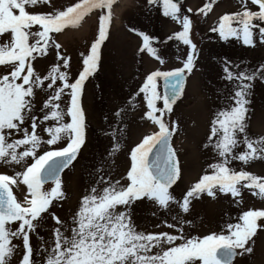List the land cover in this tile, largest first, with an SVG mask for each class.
<instances>
[{
	"label": "snow or ice",
	"instance_id": "obj_1",
	"mask_svg": "<svg viewBox=\"0 0 264 264\" xmlns=\"http://www.w3.org/2000/svg\"><path fill=\"white\" fill-rule=\"evenodd\" d=\"M147 2L161 4L163 15L182 25V31L167 40L187 46L186 58L181 67L166 70V61L154 46L160 42L131 29L143 41L139 51L147 52L161 66L146 75L137 93L143 94L146 119L158 131L146 134L131 150L126 182L111 180V168L101 167L90 192L65 220L52 209L54 202L66 199L62 173L76 161L86 143L84 86L99 68L116 0H78L63 10H56L52 0H0V66H4L0 73V164L15 170L11 176L0 174V264H12L18 252L19 264H234L237 255L251 253L252 248L246 245L257 232V222L264 221V210L243 211L238 222H228L224 231L202 238L186 234L185 225L191 222L183 216L190 212L192 200L204 194L213 199L221 193L230 195L240 204L243 190L247 189L264 199V178L231 166L234 161L247 165L264 159V138H252L247 131L248 96L257 79L264 82V64L242 67L225 58L221 79L231 89H224L223 105L210 121L204 144L216 162L208 166L211 174H204L182 199H177L171 191L181 175L177 151L172 146L177 127H169L164 117L172 113L173 105L183 95L187 76L196 67L198 49L191 38L192 20L182 16L179 3ZM250 2L258 6V11L250 9L248 0H240L242 10L224 14L211 31L224 41L235 38L248 47H255L257 39L264 44V0ZM44 5L53 11L36 10ZM212 7L210 2L199 13L206 16ZM98 9H107V14L97 13V35L88 53H81L83 69L73 81L68 71L71 57L61 53V44L53 34L80 27ZM53 49L54 63L46 75H41L33 62L47 57ZM161 81L163 92L159 91ZM41 93L44 99L38 108ZM159 101L162 107L157 106ZM124 112L121 108L114 115L122 119ZM119 131L117 127L111 133L115 138L110 149L113 164L115 153L120 151ZM241 145L245 150L237 152ZM49 183L53 185L50 190L45 188ZM21 185L26 186L27 195L18 201L13 186L23 192ZM146 201L167 212L173 205L179 209L172 216L174 222H165L172 233L139 230L132 218V206L141 207ZM49 217L54 227L52 237L45 239L36 229ZM33 234L41 241L39 248L34 249L31 243ZM15 240L20 244H14Z\"/></svg>",
	"mask_w": 264,
	"mask_h": 264
},
{
	"label": "rangeland",
	"instance_id": "obj_2",
	"mask_svg": "<svg viewBox=\"0 0 264 264\" xmlns=\"http://www.w3.org/2000/svg\"><path fill=\"white\" fill-rule=\"evenodd\" d=\"M134 1V5L127 6L123 10L121 25L115 27L114 18H112L109 37L101 49L99 68L85 82L82 106L86 114V143L81 148L76 161L61 176L66 199L59 203L54 202L56 206L52 209L65 220L76 212L82 197L88 194L94 185L93 182L86 179V176L83 179V165L84 163L87 165L86 175L87 178H90L88 177V171L93 168L97 169V163L94 161L95 154H92L94 148L88 150L89 140L91 138V145L101 123L100 111L98 106H96L97 98L100 99L101 97L103 106L101 112L105 109L110 111L112 115L108 117V124H110L113 122L112 120L117 110L124 106L121 107V103L118 101L119 98L112 95V91H109L108 88L114 85L112 88L114 90L116 86H120L121 92L122 84L130 83L132 86V91L126 93L124 91L123 97L128 96L129 98L130 95H134L132 103L135 104V107H131L132 111L130 112V115L133 116H130L129 122L131 124L125 127L126 135H122L120 151L114 155V160L120 161L121 165L111 171V180L121 179L122 183L126 182L124 177L130 167L131 150L142 141L146 134L158 131V127L146 119L147 105L143 100V94L137 95V93L145 81L146 75L161 66L147 52L141 53L139 51L143 46V41L131 29L147 34L160 42L154 44V46L159 49V54L165 59L166 63L163 67L166 70L181 67L182 61L186 58L187 46L179 44L175 40H167L169 36L182 31V25L173 21L170 17H165L162 5L159 3L150 5L147 0ZM224 1L226 0H182L179 3L182 16L187 15L192 20L191 38L197 45L198 59L192 74L187 76L183 95L173 105L172 113L170 115L166 113L164 117L169 127L173 124L177 127L172 137V146L177 151L181 175L171 189L177 199H182L190 187L195 182H198L204 174H211L208 166L210 163L216 162L214 154L210 149L204 148V144L207 143L210 121L214 118L215 112L222 107L223 103L220 100H222V95L225 94L224 90L216 92L214 85L215 83L229 84L221 79L225 58H227V61L240 63L242 67L245 65L257 67L264 64V44H260L258 39L255 47H248L235 38L224 41L217 32L211 31L214 26H218L219 19L224 14H232L242 10L241 6L224 5ZM239 1L234 0L233 2L237 4ZM52 2L55 4L56 10H63L66 6H71L78 0H52ZM117 2L118 0L113 4V9ZM210 2L213 4L212 10L206 16L203 13H199V9L204 8ZM248 4L251 10L258 11V6L251 5L250 0H248ZM189 8L192 11H188ZM36 10L49 13L53 11V8L49 5H44ZM29 11L34 10L29 9ZM100 12L107 14V9H98L95 13L86 17L81 24V26L83 24L86 25L83 28L81 26L78 28H67L62 33L53 34L57 42L61 44V53L71 57L68 71L73 81L83 69V56L81 53H88L90 45L97 35V13ZM124 25H126V28L123 27ZM164 41H167V43H164ZM30 42H34V40L30 38ZM54 52L55 50L53 49L52 53L47 57L38 58L37 61L33 62L36 71L41 75H46L54 63ZM178 56L180 59H177ZM3 71L4 66H0V73H3ZM128 76L131 77V81L127 80ZM221 88L223 89L224 87L221 86ZM159 91L161 92L160 88ZM103 93L105 95H102ZM97 94H100V96L97 97ZM43 99L44 94H39L37 97L38 108ZM248 99L250 101L247 105L249 109L247 113L248 134L252 138H264V82L260 79L254 82V87L251 89ZM157 106L162 107L163 102L159 101ZM139 113H141V117L138 119L139 123H137L136 114ZM38 115L42 117V113H38ZM132 122L135 124H132ZM103 125L107 124L103 122ZM103 145L106 155L100 152L97 160L100 165L105 164L102 166L103 168L108 169V164L113 160L110 149L114 146V142L108 139ZM202 147L203 150L200 149ZM244 150V146L241 145L237 152ZM231 166L237 171L244 170L264 178V159L252 160L247 165L234 161ZM14 171V169L0 164V174L11 176ZM108 178V174L105 173V179ZM100 186L103 187L104 185L101 184ZM51 187H53L52 184L45 185L46 189L50 190ZM21 188L24 189L23 192L13 186V193L17 196L18 201H22L23 196L27 195L26 186L21 185ZM201 197H204L203 200L205 202L203 205L197 203L200 201L198 199L192 200L190 212L183 216V219L187 221L193 222L197 220L199 222V224L194 226L192 223L185 225V232L189 236L202 238L207 234L220 233L224 231L226 223L238 222L237 217L243 211L264 210V199L259 196H253L251 191L247 189L243 190L242 203L240 204L235 203L230 195L226 196L222 193L218 194L215 199L208 197L206 194ZM176 211H179V209L175 205L172 206L171 212H167L146 201L141 207L132 206V218L139 230L145 233H172L173 230L167 228L165 222H174L172 216L175 215ZM203 220H206V222H202ZM257 223V232L246 245V247L252 248L251 253L244 252L243 255H237L234 264H264V221H258ZM53 227V221L49 217L37 227L36 232L39 233V236L50 239ZM13 243L20 244V241L15 240ZM31 243L34 249L39 248L41 245V241L34 234L31 236ZM237 251L241 252L242 250L238 249ZM19 260L20 254L18 252L13 257L12 264H19Z\"/></svg>",
	"mask_w": 264,
	"mask_h": 264
},
{
	"label": "bare ground",
	"instance_id": "obj_3",
	"mask_svg": "<svg viewBox=\"0 0 264 264\" xmlns=\"http://www.w3.org/2000/svg\"><path fill=\"white\" fill-rule=\"evenodd\" d=\"M234 0H226L223 2L224 5H228V6H231V5H237V6H241L242 5L240 4V1L235 4V2H233ZM135 4V1L134 0H118L117 2V5L115 6V8L112 10V17L114 18V26L115 27H118L119 25L122 24V12L123 10L127 7V6H130V5H134ZM88 23V21H87ZM86 25L83 24L81 27H85ZM123 27L126 28V25H124ZM121 45V43H120ZM137 57V55H135ZM134 56V57H135ZM254 57H255V54H254ZM127 80L131 81V77L128 76ZM225 83V82H224ZM226 85H222V84H217L215 83L214 85V90L217 92V91H221V90H224L225 87H227L229 90L231 89V86L227 83H225ZM224 87L223 89L221 88ZM114 87V85L111 87V88H108L109 91H112V95H115L118 99V101L121 103V107H123V109H125V112L122 114V119L121 118H118L114 117V119L112 120L113 122L108 124L109 120H108V117L112 116L110 114V111L109 110H103L101 112V108H103L102 106V103H101V97L100 99L97 98V105L98 106V110L100 111V117H101V123H100V126L98 128V130L96 131V135L94 136V140L92 141V144L90 145L91 143V138L89 140V143H88V150H92V148H94V150L92 151V154H95L94 156V161L95 163H97V169L95 170L94 168L89 172L88 174V177L90 178H87V175H86V168H87V165H83V171H84V177L83 179H85V176H86V179H88L89 181L93 182V184L96 183L97 179H98V173H99V170L100 168L105 165V164H102L100 165L98 163V160H97V156L99 155L100 152L105 153V149H104V145L106 143V141L108 139H110L112 142L115 143V138L112 136V132L113 131H116L117 130V127H119L120 131L117 133V135L119 136V139L121 141L122 139V135H126V132H125V127L127 125H130L131 122H129L130 120V116H133V115H130V112L132 111L131 107L133 105L132 103V100L134 99V95H130L129 98L128 96L127 97H123V92L125 91L126 92H131L132 90V86L129 84H122L121 86V92H120V86H116L114 90H112V88ZM102 89V88H101ZM100 89V90H101ZM103 90V89H102ZM102 95H105V93H103ZM224 95H222V100H220V102L223 103V98H224ZM100 96V94H97V97ZM106 97V96H105ZM128 98V99H127ZM100 100V101H99ZM98 111V112H99ZM137 115V123H139L138 119H140L141 117V113L139 114H136ZM103 122L106 123L107 125H103ZM132 124H135L132 122ZM203 143V142H202ZM202 146V145H201ZM111 147V146H110ZM203 150V147L200 148ZM107 157V156H106ZM121 165V162L118 161V160H115V163L113 164L112 163V160H111V163L108 164V168H111V171L115 168H118L120 167ZM106 173V172H105ZM104 173V175H105ZM82 179V180H83ZM204 197H200L198 200H200L199 202H197L199 205H203V203L205 202L203 200ZM202 222H206V220H203ZM194 225L196 224H199V222L196 220V221H193L191 222Z\"/></svg>",
	"mask_w": 264,
	"mask_h": 264
},
{
	"label": "water",
	"instance_id": "obj_4",
	"mask_svg": "<svg viewBox=\"0 0 264 264\" xmlns=\"http://www.w3.org/2000/svg\"><path fill=\"white\" fill-rule=\"evenodd\" d=\"M180 0H174V2H179ZM161 87H162V91H163V82H161Z\"/></svg>",
	"mask_w": 264,
	"mask_h": 264
}]
</instances>
